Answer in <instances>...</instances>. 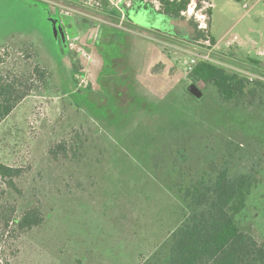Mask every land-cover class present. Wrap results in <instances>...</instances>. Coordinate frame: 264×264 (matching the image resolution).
<instances>
[{
    "label": "rangeland",
    "instance_id": "obj_1",
    "mask_svg": "<svg viewBox=\"0 0 264 264\" xmlns=\"http://www.w3.org/2000/svg\"><path fill=\"white\" fill-rule=\"evenodd\" d=\"M195 1L192 14L174 20L158 15L159 0H0V70L32 74L35 86L0 125V163L22 170L17 190L0 177V204L15 209L10 220L31 207L46 215L41 228L22 236L17 257L4 256L13 225L5 231L0 221V264H139L140 254L166 239L181 215L176 200L132 156L143 149L134 141L146 140L134 133L156 131L173 112L207 117L226 133L237 130L239 169L255 177L238 221L258 241L264 238V19H258L264 4L211 0L210 12L201 10L206 0ZM132 17L198 30L203 24L207 38L174 39ZM208 40L211 62L249 78L262 103L214 116L202 83L208 96L190 103L186 62L190 52H205ZM36 67L44 71L41 81ZM129 137L132 151L122 147ZM62 142L67 154L56 159L50 150Z\"/></svg>",
    "mask_w": 264,
    "mask_h": 264
},
{
    "label": "trees",
    "instance_id": "obj_2",
    "mask_svg": "<svg viewBox=\"0 0 264 264\" xmlns=\"http://www.w3.org/2000/svg\"><path fill=\"white\" fill-rule=\"evenodd\" d=\"M159 1L162 10L158 15L174 20L181 19L182 12L190 4V0ZM139 5L142 7V4ZM143 6L148 9L147 4ZM193 27L196 30L193 38H207L198 26ZM211 41L216 44L214 38ZM249 60L255 65L262 64L257 59ZM34 71L40 76L38 80H43L44 71L38 67ZM189 78L210 90L209 96L214 103L210 114L214 116H221L226 107L234 111L247 110L256 101L263 102L257 88H250L252 81L249 78L216 63L200 62ZM32 79V74L20 76L0 70V125L30 95L35 87L30 84ZM187 94L194 100L190 103L196 104L202 103L208 96L204 94L201 99H195ZM206 118L197 119L196 116L173 112L168 115L169 121H159L156 131L146 135L145 130L138 127L134 133V138L138 136L144 141L145 137L146 140L140 143L134 141L143 149L139 154L135 150L132 156L145 167L149 177L160 183L161 191L176 200L181 215L179 225L166 239L146 257L140 254L139 264H264V238L258 241L243 230L238 221L247 208L255 177L239 169L243 158L240 145L234 140L237 130L234 128L231 133H226L222 125L213 126ZM95 135L94 139L98 141ZM132 140L133 137H129L122 147L132 151L129 145ZM95 146L97 148V143ZM67 151L66 142H62L50 150V155L58 159ZM21 173V169L0 163V177L11 188L16 189L14 179ZM14 213V208L5 211L0 204L3 230L7 231L11 228L10 224L13 225L10 231L13 244L10 254L5 253L4 256L17 257L22 236L41 228L46 222V215L37 207L23 211L20 217H13L12 220L7 218Z\"/></svg>",
    "mask_w": 264,
    "mask_h": 264
},
{
    "label": "flooded vegetation",
    "instance_id": "obj_3",
    "mask_svg": "<svg viewBox=\"0 0 264 264\" xmlns=\"http://www.w3.org/2000/svg\"><path fill=\"white\" fill-rule=\"evenodd\" d=\"M140 19H141L140 23L142 25L155 29L153 32L163 33V30H164L165 35H168L169 37H172L174 39L180 38L182 40H186L185 42H188L189 40L188 36L192 37L196 33V30L194 27L192 29L191 26H188L189 24L178 23V21L175 23H169L168 21L161 20L162 22L160 21L159 23L157 22L159 20L158 18L157 19L150 18V20L148 21L144 19L143 17H141Z\"/></svg>",
    "mask_w": 264,
    "mask_h": 264
},
{
    "label": "built area",
    "instance_id": "obj_4",
    "mask_svg": "<svg viewBox=\"0 0 264 264\" xmlns=\"http://www.w3.org/2000/svg\"><path fill=\"white\" fill-rule=\"evenodd\" d=\"M204 4L206 7H204L203 9H201L202 11L211 7V5H209V3H207L206 1H204ZM245 7H247L245 5ZM196 8V1L195 0H190V4L188 5L186 11L182 12V15H186V13L192 14L191 9H195ZM203 16V15H202ZM204 17V16H203ZM200 30H205L206 26H204L203 24H200L199 26ZM205 44L207 45V48L205 52H190V59L186 62V71L188 73H192L193 70L195 69V67L200 63V62H211V45L209 40L205 42Z\"/></svg>",
    "mask_w": 264,
    "mask_h": 264
},
{
    "label": "water",
    "instance_id": "obj_5",
    "mask_svg": "<svg viewBox=\"0 0 264 264\" xmlns=\"http://www.w3.org/2000/svg\"><path fill=\"white\" fill-rule=\"evenodd\" d=\"M132 20L135 22V23H140V21H137L136 18H133L132 17ZM187 91L188 93H190L191 95H193L196 99H201L203 97V91L199 88V86L195 83H192L188 86L187 88Z\"/></svg>",
    "mask_w": 264,
    "mask_h": 264
},
{
    "label": "crops",
    "instance_id": "obj_6",
    "mask_svg": "<svg viewBox=\"0 0 264 264\" xmlns=\"http://www.w3.org/2000/svg\"><path fill=\"white\" fill-rule=\"evenodd\" d=\"M233 1L237 2L236 0H233ZM243 1H245V0H243ZM246 1H251L253 3V7L252 8H258L260 5L264 4V0H246ZM206 2L209 3V5H211V7H210L211 10L210 11H212L213 2L211 0H206ZM245 5L247 7H245ZM245 5H244V8L248 9L249 6L247 5V3ZM258 19L259 20H263L264 19V15L263 16H259ZM66 23H67V19H65V24ZM218 44H219V42L216 41V45H218Z\"/></svg>",
    "mask_w": 264,
    "mask_h": 264
}]
</instances>
